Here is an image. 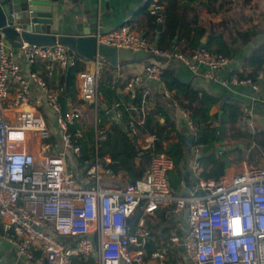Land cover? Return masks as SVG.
<instances>
[{"label": "built area", "instance_id": "built-area-1", "mask_svg": "<svg viewBox=\"0 0 264 264\" xmlns=\"http://www.w3.org/2000/svg\"><path fill=\"white\" fill-rule=\"evenodd\" d=\"M147 11L159 24L163 19V0H147ZM1 33V30H0ZM97 42L144 50L165 61L178 60L190 71L196 65L207 68L205 76L229 66V59L204 49L189 53L161 51L130 23L103 32ZM28 66L25 74L13 60L8 41L0 38V226L3 237L17 251L37 264H72L74 258L97 257V264H144L163 262L167 249L179 248L180 264H264V166H253L231 176L204 179L195 160L192 173L195 184L174 192L169 184L172 158L155 152V134H142L139 120L129 115L124 126L130 138L145 140L143 150H152L150 161L134 182L121 186L108 183L113 163L98 154V140L109 128H100L97 110L102 100L99 88L101 67L106 60L91 59L89 67L75 74L76 94L81 103L67 98L62 110V86L49 84L46 78L64 73L76 65L79 56L62 45L43 46L21 42L18 47ZM85 61V60H84ZM145 77L160 83L163 66H144ZM230 83L258 85L249 78L232 75ZM141 79L131 77L125 89L130 91ZM172 99L173 91L162 88ZM145 102L136 111L143 117ZM173 104L177 107L176 100ZM49 113L42 112V107ZM85 106L92 113L95 130L94 155L83 166L77 158L80 149L73 144L69 128L83 119ZM117 102L108 111L122 122ZM29 107L30 110H25ZM187 117V125L193 130ZM75 168V170H73ZM140 208L139 221L131 217ZM162 216L168 223L169 238L147 253L154 236L145 225L147 218ZM36 253L38 255H36Z\"/></svg>", "mask_w": 264, "mask_h": 264}, {"label": "crops", "instance_id": "crops-1", "mask_svg": "<svg viewBox=\"0 0 264 264\" xmlns=\"http://www.w3.org/2000/svg\"><path fill=\"white\" fill-rule=\"evenodd\" d=\"M146 1L147 0H32L31 3L35 4L38 9H44L52 14V22L48 27L49 32L55 35H78L81 31H84L85 28L89 27L90 21L93 17H98V28L109 31L110 29H114L123 23H130L138 33L144 35V37H146L155 46L158 38L157 31L153 32L149 26L148 17L141 11L143 6L146 4ZM178 1L181 4V12L183 16L186 19L196 17L197 24L206 29V33L201 39V46L205 44L209 31L214 30L215 32H223L224 40L227 42L229 47L238 48L236 55L229 59V66L216 72L214 79H212L205 76L207 68L203 65L197 64L195 72H192L178 60L167 62L161 57L151 55L148 58L120 64L116 67L104 64L100 70L101 74L99 76V83L100 81L106 83L110 82V84L113 85L117 83V85L114 86L115 91L119 94H124V96H128L130 94L133 96L137 88L143 87L146 91V97L143 98L146 104H144L146 106L144 111L152 108L158 103L163 107L164 114L175 126L174 129L169 132L168 140L164 141L163 145L167 142L177 141V134H181L186 137L184 150L187 162L182 173V181L180 185V191H185L195 184V177L192 173V165L193 162L197 160V155H200V148H196L191 144V148L194 149V151H192L186 147V139L188 137H192V130L187 125V117L184 115L183 110H180L176 106L172 107L169 105V102L171 101L169 98H165L163 95L158 94L162 92V87L160 83L145 77L143 71L144 66L149 63H155L160 64L163 68L168 67L179 80L189 84L191 88L196 90L199 94L204 93L214 98L215 100L211 106L203 110L205 120L214 127H220L221 118L224 114V107H227L228 105L236 106V120L234 123L225 124V127L227 128L225 139L226 143L214 146V148L216 146H223L225 149L219 152L218 155L222 152H226L228 154V158L232 161V163L225 169V176H231L253 166H264V153L259 149H255L254 144L250 142L247 137L249 134L264 130V88L261 85H258V89L254 90L248 83L234 84L229 82L232 75H236V73H242L245 75L249 72L248 68L244 69L242 65L243 62L249 56L253 48L264 44V0ZM252 26H257L259 31L256 29L257 33L248 41L241 43L237 39L233 43L231 42L230 37L234 35L233 32H235V29L245 30ZM212 27L213 29H211ZM181 45L182 44H180V47H182ZM9 46L13 54V60L20 65L25 74H27L29 68L41 71V68L37 65H33L32 67L28 66L18 47H15L10 43ZM183 52L189 53L191 51L185 50ZM91 63V60L85 61L84 67L91 66ZM104 69H108L106 73L109 75L110 81L106 80L107 75H102V72L105 71ZM41 73L44 75L42 71ZM57 73V75L46 78L47 81H49V84L52 80L56 79L59 74H63L60 72ZM133 76L139 77L141 79V83L139 85H135L132 90L127 91L125 89V85ZM55 84L57 83H53L51 85L57 86ZM174 93L176 92L173 91V96ZM75 96L76 99L80 101L77 94ZM80 103L81 101L79 104ZM131 109L135 110V117L139 120L142 119L143 123L145 113L142 117L136 113L138 109L134 107ZM42 112L47 114L49 113V110L43 106ZM108 117L110 118V121L104 125L106 128H110L112 124H117L110 115H108ZM156 119H158L161 124L165 120V118L160 116H157ZM118 125L121 129V125H124V123L121 122V124ZM90 127L94 130L93 124H91ZM141 133L149 134L145 132ZM136 142L142 149L145 140H136ZM214 148L210 151L214 152ZM235 149L239 150V154L235 152ZM137 159L139 163V158ZM82 169L83 167L76 170L80 173V175L82 174L81 177L83 176ZM73 170H75V168H73ZM185 172H189L187 182L183 180ZM107 177H111L108 180V183L114 186H121L129 182L127 173L123 171L118 174H113L111 171ZM187 183L188 186L185 187V184ZM158 215L156 218H147L145 220L146 226L148 225L147 221H149L150 225L152 224L150 230L154 236L152 237L151 242L155 245V249L160 246L161 241L166 243L169 238V233L164 234L154 226L158 220ZM169 250H174L177 254L179 253V248L175 246L172 249H167L168 253L171 252ZM167 252L165 256H167ZM36 255L38 254L36 253ZM75 259L83 262L84 264H92L91 262H93V264H97L96 256L87 259L74 258L72 260V264H74ZM166 260L163 262L146 260L144 264H165ZM0 264H37V262L20 254L17 249L12 246L5 237H3V233H1Z\"/></svg>", "mask_w": 264, "mask_h": 264}, {"label": "trees", "instance_id": "trees-1", "mask_svg": "<svg viewBox=\"0 0 264 264\" xmlns=\"http://www.w3.org/2000/svg\"><path fill=\"white\" fill-rule=\"evenodd\" d=\"M165 2L163 6V19L159 24L154 23L152 16L148 14L147 3L141 9L149 21V26L153 32L157 31L158 38L156 41V48L161 51H194L204 49L213 55H222L228 59L233 58L236 55L238 48H231L224 40L223 32H215L210 30L207 40L203 46H201V39L206 33V29L203 26L197 24L196 17H190L186 19L181 12V4L178 0H163ZM159 27V29H158ZM215 28V27H214ZM213 29V27L211 28ZM259 28L252 26L245 30L235 29L232 35L231 42L233 43L237 39L242 43L248 41L253 35L257 33ZM180 44H182L180 47ZM80 58V57H79ZM244 69L249 70L245 75L242 73H236L239 78H249L253 83L261 85L264 88V44L253 48L249 56L243 62ZM85 66V61L78 59L75 66L69 68L65 73L59 74V76L52 80L50 84L57 83L55 85L62 86L63 92L60 94V102L62 110L67 108V98H70L72 103H79L76 99V87H75V74L82 70ZM108 67V66H107ZM105 70V69H104ZM106 69L102 72V75H107ZM56 73L55 75H57ZM101 74V71H100ZM108 77V78H107ZM106 80L110 81L109 75ZM163 87L171 91H175L174 96L168 103L172 107L173 100H176L178 108L188 114V119L192 123L193 130L191 131L192 142L191 144L200 148V155L197 161L199 162L201 172L200 176L204 179H218L225 174V169L232 163L228 158L226 152H222L218 156L210 151L215 145H223L226 143L227 128L226 123H234L237 117V108L235 105H228L224 107V114L221 118L220 127H214L208 123L203 114V110L207 109L214 102V98L207 94H199L196 90L191 88L187 83L179 80L172 70L168 67H164L161 75ZM49 82V81H48ZM117 83L110 84V82H101L99 84L100 91L102 92L101 106L97 110V116L99 118L98 127L102 128L110 121L108 117V110L112 104L117 102L119 109L122 112V123H126V120L130 114L134 115L135 110L132 107L140 109L143 98L146 97V91L143 87L137 88L135 94L124 96L122 93H117L114 89ZM122 87V86H121ZM163 95V92L158 93ZM132 106V107H131ZM144 121L139 124L140 132L149 134H155L157 141L154 143L153 149L155 152L164 151L173 160L174 168L169 172V184L174 192L180 191V185L182 181V173L185 169V136L177 134L178 140L175 142H167L163 145L164 141L168 140V134L174 129V124L163 112V107L155 104L152 108L144 111ZM157 116L165 118L161 124ZM69 132L72 137L73 144L80 149V155L77 158L78 166L83 167L84 164L90 161L94 155V130L91 127L83 126L81 123H74L70 126ZM248 140L254 144L255 149H259L264 153V130L249 134ZM98 154L99 156L108 155L113 163L109 164V169L113 174L119 172H126L129 177V182H134L139 178L150 161V153L152 150L141 149L136 139L130 138L127 133L123 132L118 124H112L109 130L106 132L105 137L98 140ZM235 152L239 154V150L235 149ZM139 158V163H136V159ZM239 160V159H238ZM128 182V183H129ZM126 184V183H125ZM142 210L137 208L133 216L131 217L132 225H136ZM148 223V229L152 227ZM167 221L158 215V220L154 224L155 228L162 231L164 234L169 233V227H167ZM153 226V228H154ZM151 231V230H150ZM4 233L3 228L0 226V234ZM147 253L155 249V245L149 241L147 244ZM167 252V260L165 264H178L179 256L174 250ZM93 264V262H91ZM74 264H84L81 261L74 260Z\"/></svg>", "mask_w": 264, "mask_h": 264}, {"label": "water", "instance_id": "water-1", "mask_svg": "<svg viewBox=\"0 0 264 264\" xmlns=\"http://www.w3.org/2000/svg\"><path fill=\"white\" fill-rule=\"evenodd\" d=\"M32 0H0V38L1 35L13 46L19 47L21 42H27L35 45L53 46L62 45L67 47L71 52L78 55L83 60L99 58L106 60L112 67L120 64L139 61L148 58L152 54L144 51H132L126 48H116L107 44L97 42L94 36L98 29V17H93L88 28L81 31L78 35H55L49 32V25L52 22V14L44 9H38ZM159 29V27H158ZM172 51V49H170ZM99 105L106 109L104 105ZM108 115L117 123L121 121L115 116L114 112L108 111ZM121 129L126 133L127 129L121 125ZM192 137L186 139V147L191 148ZM223 146H216L214 153L218 155L223 151ZM199 155H197L198 159ZM138 163V159H136ZM189 172H185L183 180L187 182ZM188 183L185 184V187Z\"/></svg>", "mask_w": 264, "mask_h": 264}, {"label": "rangeland", "instance_id": "rangeland-1", "mask_svg": "<svg viewBox=\"0 0 264 264\" xmlns=\"http://www.w3.org/2000/svg\"><path fill=\"white\" fill-rule=\"evenodd\" d=\"M80 123L83 126H88L90 127L92 123V113L90 112V109L88 106H85V111L83 114V119L80 121ZM82 175V174H81ZM78 176L80 177V173H78Z\"/></svg>", "mask_w": 264, "mask_h": 264}, {"label": "bare ground", "instance_id": "bare-ground-1", "mask_svg": "<svg viewBox=\"0 0 264 264\" xmlns=\"http://www.w3.org/2000/svg\"><path fill=\"white\" fill-rule=\"evenodd\" d=\"M25 110H30L29 107H24Z\"/></svg>", "mask_w": 264, "mask_h": 264}]
</instances>
